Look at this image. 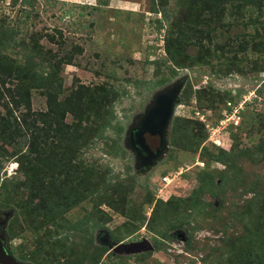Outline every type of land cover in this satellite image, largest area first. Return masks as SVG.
Wrapping results in <instances>:
<instances>
[{
	"label": "rangeland",
	"instance_id": "374dc122",
	"mask_svg": "<svg viewBox=\"0 0 264 264\" xmlns=\"http://www.w3.org/2000/svg\"><path fill=\"white\" fill-rule=\"evenodd\" d=\"M50 1L34 0L31 5L26 6L28 13H22L19 4L13 7L12 0H0V31L5 32L6 26L21 31L18 35L20 47L10 50L6 56L23 61V58L32 52L37 61L34 54L36 50L27 49L26 42L31 32L40 31L55 35L60 31L64 52L72 54V64L53 67L50 60H45L47 66L42 63L38 65L37 72L43 74L48 68L53 73V78L50 83L41 80L39 84L43 86L32 89V110L35 112L30 118L35 121L36 113L43 115L46 112L49 94L56 96L60 101L71 94L77 85L82 84L92 92L91 97L96 101L90 102L87 96L83 97L84 105H81V108L91 110L88 121L84 124L90 125L91 128L98 126V123H95L97 118L92 112L101 105L103 108L100 116L108 122V126L101 133L100 139H95L87 149H81L77 162L81 161L84 168H78V172L71 175L75 179L79 174V183L83 184L84 193L87 187L93 190H88L89 194L79 204L63 211L61 217L64 219L60 224L49 225L47 229L36 234L34 229H29L26 218L17 210L11 209L13 215H17L12 231L14 238L9 240L13 255L19 261L31 264H46L47 260L51 264H57L56 260L59 264H219L222 253L210 250L222 247L221 240L224 237L248 246L253 243L259 249L257 242L260 238L264 243V127H261L258 120L252 121L250 116H261L264 123V86L261 85L264 81V53H255L250 49L239 52L238 56L243 57L239 64L242 72L230 71L226 74L224 60L217 62L214 59H205L200 55L199 49L185 42L186 45L182 46L183 49L175 54V57L178 60L189 57L188 60L198 62H194L193 67L180 69L176 68L173 58L163 47L167 23L163 22L159 31L158 21L164 11L173 13L174 16L184 12L192 0H163V6L160 0H155L154 4L161 13L151 12L152 0ZM232 10L235 12L234 8ZM242 12L243 9L235 13V22L230 28L225 26L217 29L215 36L220 43L232 41L233 38L239 40L244 34L253 36L254 33H257L255 41L264 42V12L259 14L254 11L252 15L244 13L239 16ZM171 19L172 16L168 18ZM256 20L255 23L251 22ZM4 22L7 25L3 24ZM194 27L205 29L201 24ZM38 42L42 49L53 52L60 49L49 43L46 38ZM236 43L238 42L231 45L235 47ZM184 76L187 78L183 88L191 85L192 94L197 95L201 87L207 86L208 89L218 92L220 98L218 102L214 101L216 104L207 108L198 107L199 103L195 99L186 103H181L180 99L181 106L176 105L168 128L167 153L151 168L139 172L134 155L124 146L126 132L137 116L144 112L156 92ZM162 81L164 82L160 84ZM231 93L234 96L228 99L227 94ZM113 94L116 97L113 98ZM105 95L108 97L105 98ZM108 100H111V104L107 103ZM244 101L247 102L244 104ZM240 103L243 104L240 119L234 116L230 119L227 113L223 116V110L229 107V104L238 106ZM107 111H113L112 118L109 119ZM3 112L1 107L0 113ZM175 117L194 119L201 124L200 117L210 124L227 117L209 138L221 145L231 139L233 145L235 144L233 149L230 153L221 154L222 160L219 161V149L210 142H206L203 154L196 153L194 145L188 149L190 151L174 146L171 125ZM71 121V116L68 115L65 122ZM38 123L41 125L42 119L39 118ZM196 131L202 135L200 129L196 128ZM14 147V143L0 140V158H3L0 164V184H5L7 188L10 182L23 179L15 170L13 158L5 156L12 153ZM197 161L203 163L196 166ZM178 167L191 169L180 179L165 186L158 194L157 184L164 174L163 171L168 173ZM200 176L208 185L200 192L202 203L206 205L205 212L211 214L204 215L200 212L195 220L189 219L185 223L172 218L170 223L173 228L171 227L170 231L162 227V231L167 230L169 235L179 233L185 234L187 238V233H191L190 239L182 241L183 238L178 236L177 239H166L161 235L154 237L150 230L151 213H154L155 207L154 211L158 217L159 212H163L156 199L164 201L171 196H190L193 189L199 186L197 178ZM69 183L77 184L76 180ZM116 184L120 185L116 194L118 197L125 194V186L132 185L133 191L128 194L126 205H132L135 217H142L144 220L134 234H118L120 241L112 240L111 234L121 227L127 218L113 212L106 205L97 204L95 199L96 192L103 194L104 199L114 198ZM3 187H0V210L8 211L9 209L4 207L7 200L3 196ZM150 193L160 196L152 198ZM103 211L109 213L110 218L106 217ZM95 221L99 223L98 226H95ZM153 223L155 221H152ZM77 225L79 229L76 228ZM48 236L49 239L52 238L50 242L58 238L63 240L61 246L63 250H68L69 255L57 259L45 254L51 245L39 250L38 247ZM143 239L152 244L151 251H126L130 243ZM101 246L107 247L108 250L103 256Z\"/></svg>",
	"mask_w": 264,
	"mask_h": 264
},
{
	"label": "trees",
	"instance_id": "16d2710c",
	"mask_svg": "<svg viewBox=\"0 0 264 264\" xmlns=\"http://www.w3.org/2000/svg\"><path fill=\"white\" fill-rule=\"evenodd\" d=\"M32 1L34 0H12L11 5L14 7L19 4L21 8L19 10L22 13H28L26 6L31 5ZM162 1L160 0V3ZM154 2L155 0H152L151 12L161 13ZM161 5L163 6L164 4L162 3ZM94 7L96 8V6ZM233 8L235 12H233ZM241 9H243V12L239 13V16L244 13L252 15L254 11L263 14L264 0H192L188 7L185 8V11L178 15L175 14L174 16L173 13H170V15L166 11L162 12V18L158 21V30L162 29L163 22L167 23L163 47L173 58V63L177 66L176 68H190L195 66L194 62H198L188 60L189 57L181 60L175 57V54L183 49L182 46L186 45L185 42L199 49L200 55L205 57V59H214L217 62H223L224 60V63H226L224 72L226 74L230 71L242 72L239 64L243 61V57L240 58L238 56L239 52L250 49V51L255 53H264V45H261L264 42L255 41L257 33H254L253 36L244 34L239 40L233 38L232 41L224 43H220L215 36L217 29L225 26L228 29L234 24L235 13H238ZM171 16L172 19L168 20ZM202 16L205 18H202ZM251 22L255 23L257 20ZM199 24L205 26V29L199 30L194 27H197ZM6 27L5 32L0 31V108L2 107L4 110L3 113H0V140L2 142L14 143V151L5 154V156L13 158V162L16 164L15 170L23 176V179L10 182L9 188L5 187L3 183L0 184V187L4 186L3 196L7 200L4 207L9 210H17L18 213L26 218L27 223L30 225L29 229H34V233L38 234L40 230L47 229L49 225L56 226L60 224L64 219L61 217L63 211L79 204L89 194L88 190H93V188L87 187L84 193L82 191L83 184L79 183V174L75 179L71 175L77 173L78 168L79 170L84 168L81 161L77 162L81 149H87V147L93 144L95 139H100L101 133L108 126V122L105 119H101L100 112L103 106L98 105L97 108L99 109H95L92 112L94 117L97 118L95 123H98V126L91 128L90 125L84 124L88 121L91 110L81 108V105H84L83 97L87 96L90 102L96 101L91 97L92 92L82 84L77 85L71 94L60 101H58L56 96L49 94L47 96L46 112L43 115L36 113L37 118L35 121L32 120L30 115L35 111L32 110L31 91L43 86L39 84L41 80L50 83L53 78V73L48 68L43 74H40L39 71L37 72L38 65L42 63L47 66L45 60H50V63H53V67L72 64V54L64 52V43L61 41L63 36L60 31H57V35L40 31L31 32L26 42L27 49L32 50L34 48L36 50L34 54H36L37 61H35L32 52L31 54H27L23 58V61L11 59L6 54H9L10 50L20 47L18 35L21 31L12 26ZM44 38L60 49L56 52L42 49V46L38 45V41ZM236 38L238 39V37ZM234 42H238L235 47L231 45ZM200 60H202L201 56ZM261 85L264 86V81ZM197 92V95L195 93L192 94L191 85L183 88L180 95L181 103L190 102L195 99L199 103L198 107L207 108V106L210 107L216 104L215 102H218V98H220L218 92L208 89L207 86L201 87ZM227 95L229 99V97L232 98L233 93ZM236 95L238 96V93ZM111 96L113 98L114 96L116 97L115 94ZM107 97L105 95V98ZM107 103L111 104V100H108ZM90 104L92 105V103ZM232 106L234 105L225 109L231 111ZM107 112L109 119L112 118L113 111ZM68 115L72 119L70 123L65 122ZM39 118L42 119L41 125L38 123ZM250 118L254 122L258 120L261 127H264L261 116H258V118L250 116ZM218 122L212 123L211 128L217 127ZM171 126L174 135L172 144L176 147H181L185 151H190L188 149L194 145L197 149L196 153L203 154L206 150L204 147L206 146V142H210L218 147L220 154L217 160L221 161L222 155L230 153L235 145H233L231 139L227 143L225 142L224 145L219 144L216 140L213 141V139L209 138L211 133L205 128V125L194 119L187 120L182 117H175ZM196 128L202 131V135L196 133ZM121 150L123 151L122 148ZM2 160L3 158H0V164ZM181 168L178 167L173 172ZM87 170H89V167H87ZM189 170L183 172L182 176ZM163 172L164 174L159 178V184L157 185H161L162 177L167 174L165 171ZM201 176L197 178L199 186L193 189V193L190 196H171L164 201L163 199H156L159 201L157 202L158 206H162L163 212H159L160 217H158L157 212L154 211L155 207L154 213H151L150 230L154 237L158 238L161 235L165 236L166 239L169 237L177 239L176 235H169L167 232L168 229L170 231V228H173V225L170 223L172 218L185 223L189 219L195 220L200 212L204 215L211 214L210 212H205L206 205L202 203L200 192L207 188L208 185L203 181ZM72 180L73 182L76 180L77 184L70 185L69 182ZM119 188L120 185L116 184L113 192L115 197L110 199H104L105 196L103 194L95 193L97 204L106 205L113 212L122 214L127 218L126 222L111 234L112 240H119L117 236L121 232H125L127 236L134 234L144 222L142 217L140 219L135 217L136 214L132 205H126V198L133 191L132 185L125 186V194L121 197L116 196ZM150 194L152 198H155L156 194L155 196L154 193ZM116 197H118L117 200L115 199ZM149 202H152L151 198ZM157 204L155 205L157 206ZM103 213H105L106 217L110 218L109 213L105 211ZM16 216L14 214L7 224L6 233L9 240L14 238L12 231ZM152 221H155V223L152 224ZM94 224L95 226L99 225L97 221ZM262 225L264 227L263 223ZM162 227L167 230L162 231ZM76 228L79 229L78 225ZM187 234L188 237H185V239H190L192 234ZM50 240L52 238L49 239L48 236L38 249L40 250L42 247L48 248L51 245L45 251V254L55 256L57 259H60L64 255H69L68 250H63L64 248L61 246L63 245V240L59 238L53 240V242H50ZM256 240L254 241L257 242ZM221 241L222 247L210 250L222 253L219 264H264V243L261 238L257 242L260 245L259 249L253 243H251V246H248L237 240L227 239V237H224ZM106 248L102 247V256L105 252H108ZM31 261H33V258H31ZM45 263L51 264L48 260ZM55 263L59 264L57 260Z\"/></svg>",
	"mask_w": 264,
	"mask_h": 264
},
{
	"label": "water",
	"instance_id": "95a60500",
	"mask_svg": "<svg viewBox=\"0 0 264 264\" xmlns=\"http://www.w3.org/2000/svg\"><path fill=\"white\" fill-rule=\"evenodd\" d=\"M187 77L184 76L169 83L164 89L155 93L152 101L147 104L144 112L137 116L126 132L124 146L135 157L136 168L140 171L151 168L157 161L161 160L169 149L167 134L168 128L174 115L176 105L180 102V93L184 87ZM148 137H155L158 146L152 148L147 141ZM1 217L2 232L0 233V264H31L19 261L10 249L9 238L6 228L13 211H3ZM178 238L185 241L183 234H176ZM120 247V246H119ZM152 244L143 239L136 243H130L126 247L128 253L151 251ZM116 250V249H115ZM120 250V249H119Z\"/></svg>",
	"mask_w": 264,
	"mask_h": 264
},
{
	"label": "built area",
	"instance_id": "2783aa9c",
	"mask_svg": "<svg viewBox=\"0 0 264 264\" xmlns=\"http://www.w3.org/2000/svg\"><path fill=\"white\" fill-rule=\"evenodd\" d=\"M250 100H248V101H250ZM246 102L247 101H244V104ZM241 104L242 103H240L238 106L237 105L232 106V110L230 112H228L226 109L223 110L224 111L223 116H226V113H227L229 118L231 116H234L236 119H240L239 113L241 112L240 110L243 109V104L242 105ZM228 106H231V105L229 104ZM196 113L199 114V112H196ZM224 119H227V117L220 119L217 127L211 128V124L209 122H205V120H203V117H200L201 122L205 125V128L210 131L211 135H212L214 129H218V127L222 125V122L224 121ZM197 164H202V163L198 162ZM182 172H183V169H180V170L176 171L175 173H173V175L170 174V175L163 176L161 179L162 180V187H159L157 191L161 192L163 187L167 186L169 183H171L173 180H175L178 176H180L182 174Z\"/></svg>",
	"mask_w": 264,
	"mask_h": 264
},
{
	"label": "flooded vegetation",
	"instance_id": "af4514ba",
	"mask_svg": "<svg viewBox=\"0 0 264 264\" xmlns=\"http://www.w3.org/2000/svg\"><path fill=\"white\" fill-rule=\"evenodd\" d=\"M147 141H148V144L152 147V148H156V146H158V140L157 138L155 137H148L147 138ZM4 210H0V223H1V217L3 216L2 215V212ZM3 218V217H2ZM2 232V225L0 224V233ZM23 262V261H22Z\"/></svg>",
	"mask_w": 264,
	"mask_h": 264
},
{
	"label": "clouds",
	"instance_id": "9594fccd",
	"mask_svg": "<svg viewBox=\"0 0 264 264\" xmlns=\"http://www.w3.org/2000/svg\"><path fill=\"white\" fill-rule=\"evenodd\" d=\"M179 106H180V104H179ZM175 108H176V107H175ZM197 163H198V161L195 163V165H200V164H197ZM199 163H200V162H199ZM181 169L184 170L183 172L189 170V168H188V169H185V168H183V167H182ZM190 169H191V168H190ZM175 172H176V171H175ZM175 172L171 171V172H168V173L165 174V175H170V174L173 175V173H175ZM183 172H182V174H183ZM182 174H181L180 176H178L176 179H180V177L182 176ZM165 175H164V176H165ZM176 179H175V180H176ZM175 180H173V181H175ZM173 181H172V182H173ZM169 184H170V183H169ZM157 186H158V188H159V187H162V182H161V185H157ZM158 188H157V190H158ZM163 190H164V187L162 188V191H163ZM162 191H161V192H162ZM161 192H158V191H157L158 194H160ZM158 194H156V197H159V196H160V195H158ZM158 199H160V198H158Z\"/></svg>",
	"mask_w": 264,
	"mask_h": 264
}]
</instances>
